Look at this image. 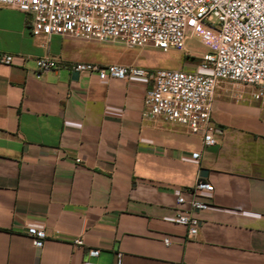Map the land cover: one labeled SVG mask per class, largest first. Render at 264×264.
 <instances>
[{"label": "crops", "instance_id": "0c3cea01", "mask_svg": "<svg viewBox=\"0 0 264 264\" xmlns=\"http://www.w3.org/2000/svg\"><path fill=\"white\" fill-rule=\"evenodd\" d=\"M30 26L28 14L0 6V54L14 57L0 64V264H264L257 88L218 84L211 122L219 131L206 146L183 125L143 117L146 77L72 78L66 64L197 71L189 58L208 51L35 38ZM43 55L60 64L38 78ZM198 177L213 186L198 195L204 210L189 205ZM178 196L200 222L194 238L175 220ZM29 226L45 228L42 247L32 244Z\"/></svg>", "mask_w": 264, "mask_h": 264}, {"label": "built area", "instance_id": "2783aa9c", "mask_svg": "<svg viewBox=\"0 0 264 264\" xmlns=\"http://www.w3.org/2000/svg\"><path fill=\"white\" fill-rule=\"evenodd\" d=\"M0 6L28 14L35 38L65 35L129 47L150 45L161 51H185L186 41L201 30L202 39L214 40L216 47L201 56L197 71L80 62L66 67L71 72L95 73L100 80L146 77L149 87L143 117L183 125L201 134L206 146L216 144L219 130L211 122V108L221 81L256 87L253 96H264V0H0ZM13 60L11 54H0V64L11 65ZM35 63L34 75L39 78L56 69L60 61L43 55ZM53 154L58 157V150ZM198 157L197 152L192 153V158ZM212 190L211 183L198 177L189 201L191 209H207L208 202L198 195ZM184 202L182 196L176 198L175 220L186 225L187 236L194 238L200 222L180 209ZM27 234L36 248L42 247L47 237L45 228L36 226H29ZM75 243L82 242L77 239ZM98 254V249L89 250V256Z\"/></svg>", "mask_w": 264, "mask_h": 264}, {"label": "rangeland", "instance_id": "374dc122", "mask_svg": "<svg viewBox=\"0 0 264 264\" xmlns=\"http://www.w3.org/2000/svg\"><path fill=\"white\" fill-rule=\"evenodd\" d=\"M191 44L192 48L195 49H190L188 46H185V49L189 50L193 56L196 55L195 51H208L212 52L215 50L216 43L214 40L211 41H205L201 37V30L197 31L196 33L192 34L191 39L189 41ZM180 52H185V51H180ZM193 63H199L200 59L198 57H192L189 58Z\"/></svg>", "mask_w": 264, "mask_h": 264}, {"label": "water", "instance_id": "95a60500", "mask_svg": "<svg viewBox=\"0 0 264 264\" xmlns=\"http://www.w3.org/2000/svg\"><path fill=\"white\" fill-rule=\"evenodd\" d=\"M78 72H76V71H73L72 72V78H77L78 77ZM203 175H205V173L203 172Z\"/></svg>", "mask_w": 264, "mask_h": 264}]
</instances>
